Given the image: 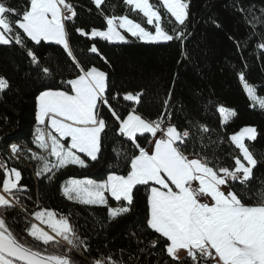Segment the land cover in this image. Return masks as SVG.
Here are the masks:
<instances>
[{"label":"snow or ice","instance_id":"obj_1","mask_svg":"<svg viewBox=\"0 0 264 264\" xmlns=\"http://www.w3.org/2000/svg\"><path fill=\"white\" fill-rule=\"evenodd\" d=\"M90 2L103 17L106 29L92 28L88 32L75 27L79 36L89 40L126 44L134 38L144 44L178 41L183 46L190 35L186 23L190 0H158V4L123 0L133 13L142 14L143 22L150 27L127 14L107 15L102 7L106 0ZM237 10L253 29L252 37L258 35L255 29L264 26V9L260 16L242 6ZM164 14L171 31L162 26ZM77 15L71 0H27L22 10L0 0V46L22 51L30 66L25 76L35 89L34 148L27 143H9L8 160L34 161L35 176L53 183L58 174L72 166L84 170L100 163L111 134L121 147L112 149V163L105 161L111 170L106 178L69 177L60 184L64 199L103 207L107 224L120 222L139 207L143 220L130 236L138 245H145L138 249L140 253L158 250L162 258L166 257L163 264H264V186L252 188L254 169L260 160L246 144L256 141L257 129L245 126L212 140L209 134L213 130L206 123L185 117L188 125L178 126L173 122L175 77L160 101L159 113L155 118L145 117L138 111L145 89L113 90L106 71L85 65L76 55L67 25L74 24ZM45 44L63 50L65 68L70 73L67 78L63 75L65 68L54 70L38 55L37 49ZM235 44L242 56L240 42ZM256 48L264 54V35ZM86 51L109 63L95 43ZM182 55L189 58L186 52ZM238 78L250 107L258 105L264 110V98L246 81L243 71ZM11 89L10 80L0 75V97ZM213 107L219 114L220 128H226L238 115L222 104ZM206 139L230 146L227 165L215 154L209 158ZM121 167L124 174L115 171ZM21 179L19 169L0 159V264H77L70 253H89L90 246L69 215L37 205L39 210L30 215L43 227L28 221L19 235L9 227L5 213L22 206L20 194L29 191ZM141 192L143 196L139 197ZM123 256V249L119 258L115 253H101L92 258L91 264H126Z\"/></svg>","mask_w":264,"mask_h":264},{"label":"trees","instance_id":"obj_2","mask_svg":"<svg viewBox=\"0 0 264 264\" xmlns=\"http://www.w3.org/2000/svg\"><path fill=\"white\" fill-rule=\"evenodd\" d=\"M15 8L23 9L27 0H7ZM76 6L77 17L75 23L69 22L70 42L76 55L85 65H95L109 74L113 90L135 91L145 89L143 104L138 111L147 118H155L160 111V101L173 84L172 104L174 120L178 126L186 127L190 118L193 122L206 123L213 131L209 134L212 140L238 132L245 126L257 129V139L247 141L250 150L260 163L254 169L252 180L253 190L264 185V110L259 107H250L243 86L239 81L238 73L243 71L246 81L256 87L257 95L264 98V58L256 44L264 35V26H258L255 31L258 35L252 37L253 29L245 22L243 15L237 10L242 6L246 11H254L260 16L264 9V0H190L187 32L190 35L183 42L172 41L157 45L143 44L132 39L126 44H112L96 38L89 40L79 36L75 27L84 28L90 32L92 28L106 29L103 17L99 16L90 0H71ZM158 4L156 0H150ZM107 15H125L142 26H147L141 14L133 13L123 0H106L102 6ZM91 9V11H89ZM164 13L163 9H161ZM251 18V17H249ZM163 25L171 31L167 14H164ZM219 23L220 27H216ZM229 36L234 39H229ZM252 37V39H249ZM235 41H239L241 52L237 50ZM95 43L100 52L109 61L105 64L95 54L86 51ZM43 62L54 70L59 66L65 68L66 55L57 45L45 44L37 49ZM182 52H186L185 59ZM245 63L247 67L245 68ZM30 70L25 55L14 47L0 46V75L6 76L12 89L0 97V154L8 158V144L12 142L31 145V134L34 131V100L35 89L26 78L25 73ZM67 78L70 73L65 68L63 73ZM211 101L212 104L208 102ZM222 104L227 108L235 109L238 115L234 117L226 128H220L219 114L213 105ZM120 110V109H118ZM110 115V114H109ZM5 117L7 121H5ZM141 143L143 141L141 140ZM205 151L209 158L213 154L222 157V163L227 165V153L231 151L228 144L216 145L205 140ZM121 145L115 138L105 142L104 155L100 163L88 169L81 170L74 166L58 174L55 182L49 183L45 179L35 176V162L30 159H21L10 163L9 167H16L22 173L21 184L27 186L28 192L21 193L20 197L28 212L10 209L5 213L6 222L16 233L20 234L26 223L30 221L26 214L39 210L37 205L56 210L61 215H69L80 236L90 246V252L84 253L87 260L98 257L101 253H115L119 258L120 250H124L126 264H163L162 255L156 249L150 253H140L139 248L144 244L137 243L130 236L136 231L143 220V213L137 210L118 223L107 224L106 209L96 206H82L64 199L60 194V184L69 177L92 178L102 180L106 178L110 169L107 163L114 159L113 148ZM35 150V149H34ZM199 150V145H197ZM124 174V169H115ZM143 196V192L139 197ZM138 197V198H139ZM31 216V215H30ZM101 225H107L101 227ZM30 239V238H29ZM143 239V237H141ZM147 243V241H145ZM131 257V259L129 258ZM77 264H88L87 260L72 254Z\"/></svg>","mask_w":264,"mask_h":264},{"label":"built area","instance_id":"obj_3","mask_svg":"<svg viewBox=\"0 0 264 264\" xmlns=\"http://www.w3.org/2000/svg\"><path fill=\"white\" fill-rule=\"evenodd\" d=\"M21 205L22 206H18V207H16L15 209H17V210H19V211H22L23 213H25V212H28V207L27 206H25L24 204H23V202H22V199H21ZM26 218H28L29 220H31L32 221V218L29 216V215H27L26 214ZM73 253L77 256V257H80L81 259H86V257H85V255L83 254V255H81L80 253H77V252H75V251H73ZM87 260V259H86ZM87 263L88 264H91V260H87Z\"/></svg>","mask_w":264,"mask_h":264},{"label":"rangeland","instance_id":"obj_4","mask_svg":"<svg viewBox=\"0 0 264 264\" xmlns=\"http://www.w3.org/2000/svg\"><path fill=\"white\" fill-rule=\"evenodd\" d=\"M157 2H158V0H156ZM164 11V10H163ZM142 15V14H141ZM161 23H162V26L164 27V25H163V21H161ZM125 35H127V34H125ZM100 39V38H99ZM132 39H134V38H129V42L132 40ZM135 40V39H134ZM137 41V40H136ZM139 42V41H138ZM112 44H123V43H112ZM144 44V43H143ZM257 107H258V105H257ZM247 142V141H246ZM0 159H3V160H5L6 161V159H8L7 157H6V159H5V157L2 155V154H0ZM10 161V163H14L15 161H12V160H9ZM39 226H41V227H43L42 225H39ZM72 254H74L73 252L72 253H70V255H71V257H72Z\"/></svg>","mask_w":264,"mask_h":264},{"label":"crops","instance_id":"obj_5","mask_svg":"<svg viewBox=\"0 0 264 264\" xmlns=\"http://www.w3.org/2000/svg\"><path fill=\"white\" fill-rule=\"evenodd\" d=\"M31 221V220H30ZM31 222H35V223H37L38 225H39V222H37V221H31ZM43 226V225H42Z\"/></svg>","mask_w":264,"mask_h":264},{"label":"bare ground","instance_id":"obj_6","mask_svg":"<svg viewBox=\"0 0 264 264\" xmlns=\"http://www.w3.org/2000/svg\"><path fill=\"white\" fill-rule=\"evenodd\" d=\"M30 216V215H29ZM31 217V216H30ZM32 218V217H31Z\"/></svg>","mask_w":264,"mask_h":264}]
</instances>
